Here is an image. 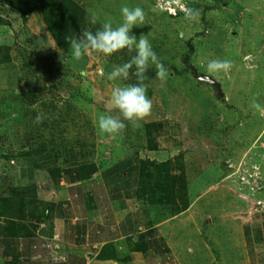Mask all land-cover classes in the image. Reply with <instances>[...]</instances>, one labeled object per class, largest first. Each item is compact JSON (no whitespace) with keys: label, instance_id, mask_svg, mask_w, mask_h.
<instances>
[{"label":"rangeland","instance_id":"rangeland-1","mask_svg":"<svg viewBox=\"0 0 264 264\" xmlns=\"http://www.w3.org/2000/svg\"><path fill=\"white\" fill-rule=\"evenodd\" d=\"M72 1L85 11V28L74 37L83 30H97L106 20L115 27L123 5L141 7L145 21L132 33L137 39L148 36L170 77L161 82L155 66L150 67L144 82L152 100L150 116L115 137L100 135L98 114L117 115L109 103L113 82L107 75L134 53L125 50L109 58L92 53L76 61L70 42L63 49L55 43L40 0H0V132L10 128L2 133L4 139L16 141L11 129L17 127V134L27 133L41 144L45 136L34 140L39 133L61 130L45 132L57 137L46 147L61 143L64 153L71 151L74 158L78 145L83 148L99 135L102 140L122 141L145 161L153 156L156 163L171 162L175 186L189 184L190 201L197 198L198 210L214 220L213 225L204 224L202 233L210 243L206 250L194 229L185 232V238L194 241L192 247L199 248L185 263L209 264L213 258L214 264H240L243 249L230 217L235 211L241 216L242 207L257 202L261 206L254 210L264 214V114L251 107L254 98L264 104V0ZM168 2L175 16L169 14ZM187 9L198 10L194 21L185 19ZM89 10L99 16L96 25L90 23ZM187 54L193 73L181 60ZM217 58L233 62L229 73L207 72V63ZM204 80L217 83L223 97L219 99ZM135 82L134 76L117 81ZM40 113L44 119L36 123ZM13 145L16 150L17 141ZM186 189L176 202H187ZM182 247L179 243L176 249Z\"/></svg>","mask_w":264,"mask_h":264},{"label":"crops","instance_id":"crops-1","mask_svg":"<svg viewBox=\"0 0 264 264\" xmlns=\"http://www.w3.org/2000/svg\"><path fill=\"white\" fill-rule=\"evenodd\" d=\"M16 128V150V141L2 134L10 128L0 132V264H187L199 250L185 238L193 229L206 250L202 232L214 224L211 215L198 210L197 198L190 201L189 184L186 207L162 199L154 181L146 179L145 186L140 152L97 135L72 158L61 143L46 147L57 137L45 132L61 130L39 133L34 140H46L37 144ZM259 203L230 217L243 249L240 264H264V214L254 210Z\"/></svg>","mask_w":264,"mask_h":264},{"label":"clouds","instance_id":"clouds-1","mask_svg":"<svg viewBox=\"0 0 264 264\" xmlns=\"http://www.w3.org/2000/svg\"><path fill=\"white\" fill-rule=\"evenodd\" d=\"M185 19L194 21L198 10L187 9ZM90 23L96 25L99 16L96 12L89 10ZM121 22L113 26L111 20H106L95 30H83L79 37L70 40L71 54L74 60L79 61L85 55L96 53L109 58L112 55L126 50L131 58L113 67L107 75V79L113 82L110 93V106L117 115L109 112H101L97 117V132L100 135L115 137L121 134L130 124L136 128L141 122L150 116L152 100L147 95L148 79L146 73L150 67L155 66L156 77L165 82L170 77V69L167 68L156 52L153 50L148 36L140 35L137 39L132 33L134 27H138L145 21L144 10L139 7L123 5L120 9ZM233 62L229 59H212L207 63L206 70L211 75L229 73ZM131 76L135 77V83H117V81H128ZM210 78V77H209ZM251 107L257 112L264 114V104L257 102L254 98ZM44 119L43 113L36 116L35 122L41 123Z\"/></svg>","mask_w":264,"mask_h":264},{"label":"trees","instance_id":"trees-1","mask_svg":"<svg viewBox=\"0 0 264 264\" xmlns=\"http://www.w3.org/2000/svg\"><path fill=\"white\" fill-rule=\"evenodd\" d=\"M40 2L44 10L49 14L47 23L55 43L60 49L66 48L70 40L77 35L78 29L80 27H83L82 29L85 28V11L72 0H40ZM8 4L13 8V5L10 4L9 1ZM181 60L185 70L189 73H193L194 69L189 62V54L181 57ZM157 126L160 125L158 124ZM174 168V165L172 166V163L169 161L163 163L142 161L140 165V175L144 185L146 179H148V181L149 179L154 181V191H164V195H161L162 199H166V202L169 204L176 205V201L180 197L183 198V196H185L186 183L184 181L178 188L175 186L177 180L176 177L171 174ZM20 192L21 191H15V193L18 194ZM184 206L186 207V203H184Z\"/></svg>","mask_w":264,"mask_h":264},{"label":"water","instance_id":"water-1","mask_svg":"<svg viewBox=\"0 0 264 264\" xmlns=\"http://www.w3.org/2000/svg\"><path fill=\"white\" fill-rule=\"evenodd\" d=\"M249 63H250V62H249ZM203 82L206 83V84L211 85L212 87H214V89H215V95H216L219 99L223 97V94H222V92H221V90H220V86H219L217 83L212 82V81H210V80H204ZM260 205H261V203H259L258 206H260Z\"/></svg>","mask_w":264,"mask_h":264},{"label":"built area","instance_id":"built-area-1","mask_svg":"<svg viewBox=\"0 0 264 264\" xmlns=\"http://www.w3.org/2000/svg\"><path fill=\"white\" fill-rule=\"evenodd\" d=\"M167 6H168L167 10H168L169 14L175 16L176 15V9L174 7H171V4L169 2L167 3Z\"/></svg>","mask_w":264,"mask_h":264}]
</instances>
